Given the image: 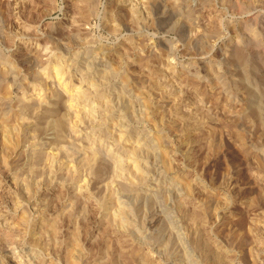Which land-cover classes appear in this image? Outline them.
Wrapping results in <instances>:
<instances>
[{
  "label": "rangeland",
  "instance_id": "374dc122",
  "mask_svg": "<svg viewBox=\"0 0 264 264\" xmlns=\"http://www.w3.org/2000/svg\"><path fill=\"white\" fill-rule=\"evenodd\" d=\"M122 1L123 9L118 10V0H96L94 12L83 20L75 7L77 0H0V68L12 70L0 80V114L18 119L7 135L0 126V264H69V246L78 264H145L146 260L153 264H264V129L252 117L262 94L255 81L243 82L240 66L225 56L238 34L247 48L253 46L249 50L264 49V5L245 6L238 13L234 6L244 3L241 0H181L182 12L184 5L193 2L188 22L175 13L174 0ZM131 9H138L141 16L137 24L127 16ZM247 22L256 33L259 30L258 42L242 31ZM249 42L260 43L259 48ZM86 47L99 50L100 62L107 67L118 68L111 86L117 88L120 77L126 75L132 92H142L148 101L144 111L149 121H139V112L137 120L125 121L149 137L166 138L160 137L167 169L158 154L153 161L158 152L141 163L132 155L130 164L116 157V149L126 146V135L120 142L121 131H117L126 128L124 124L113 125L112 131L107 120L109 126L105 123L93 130L97 120L109 115L97 101L106 87L91 90L95 87L82 80ZM263 49L257 54L264 59ZM74 52L81 56L80 62L73 60ZM254 61H249L250 66ZM58 66L64 71L62 79L55 74ZM102 66L98 70H104ZM260 70L259 78L264 75ZM225 77L228 82L236 80H231L236 87L222 82ZM83 93L86 96L75 99ZM119 101L117 108L126 106ZM91 105L95 113L89 116ZM62 118L64 130L55 126ZM7 140L12 146H7ZM133 164L147 171L144 181L136 179L141 169ZM128 184L140 192L132 194ZM166 184L174 187L169 185L166 191ZM157 185L161 189L153 190ZM130 210L131 216L126 217ZM197 211H202V219L195 218ZM54 220L52 236L45 229ZM124 220L131 222L129 226ZM168 241L170 247L177 246L168 248Z\"/></svg>",
  "mask_w": 264,
  "mask_h": 264
},
{
  "label": "bare ground",
  "instance_id": "6f19581e",
  "mask_svg": "<svg viewBox=\"0 0 264 264\" xmlns=\"http://www.w3.org/2000/svg\"><path fill=\"white\" fill-rule=\"evenodd\" d=\"M149 1V0H148ZM152 1V0H151ZM227 1V0H226ZM234 1V0H233ZM241 1H243L244 3H242V2H235L236 3V5L234 6V10H235V12H241L242 13V11H245L246 9H244V7L245 6H247L246 8H249V7H251V5L252 6H255V4H261V5H264V0H247V1H245V0H241ZM96 2V0H77V5L75 6L77 9H78V13L82 16L81 18L83 19V20H86V18H90V16L89 15H91V13L92 12H94L93 11V9L95 8L94 7V3ZM121 2H123L122 0H118V4H117V2L115 3V4H117V7H115V9H118V10H122L123 8H122V6H121ZM192 2V1H191ZM229 2V1H228ZM129 3V2H128ZM181 0H174V6L173 7H175V9L177 10V11H175V13H178L179 15H181V16H183V19L185 20V21H188V22H190V21H192V15H193V8L194 7H192L191 5L193 4V2H192V4L191 5H189V4H187V5H184V12H182V7H183V5H182V7L180 8V6H181ZM256 5V6H257ZM97 7V6H96ZM133 8H134V6H132ZM232 7V6H231ZM259 7V6H258ZM114 9V10H115ZM244 9V10H243ZM252 9V8H251ZM255 9V8H254ZM132 10V9H131ZM138 10V9H137ZM137 10H132L131 11V13H130V15L129 14H127V16H129L130 17V19H131V21H133L134 20V23H139V20H141V16L139 15V12L137 11ZM195 10V9H194ZM253 10V9H252ZM264 11V10H263ZM123 12V11H122ZM119 13V12H118ZM118 13H117V15H118ZM95 14V13H94ZM114 14V13H113ZM248 14V13H247ZM254 15H255V13H253ZM263 14V13H262ZM115 15V14H114ZM119 16V15H118ZM128 17V18H129ZM257 17V16H256ZM251 18V17H250ZM258 19V18H257ZM261 19V18H260ZM115 20V19H114ZM252 20V19H251ZM255 19H254V17H253V20L252 21H254ZM252 21H250V22H252ZM240 22V21H239ZM241 22H242V20H241ZM249 22V23H250ZM255 22V21H254ZM254 22H253V25H254ZM257 22V21H256ZM187 23V22H186ZM193 23V22H192ZM244 23V22H243ZM213 24H215V23H213ZM247 24H248V22H247ZM242 25V24H241ZM245 24H243V26H244ZM216 26V25H215ZM255 27V26H254ZM253 26H252V28H254ZM257 27V26H256ZM259 27V26H258ZM217 28V27H216ZM251 28V24H250V27H249V24H248V26H246L245 27V29H243V28H241V29H243L242 31L244 32V34H245V32L246 33H248L249 35L248 36H251V38L253 39V40H255L254 42H258V38H260V36H258V31L259 30H256L257 31V33L253 30ZM215 29V28H214ZM255 29V28H254ZM257 29V28H256ZM236 30V29H235ZM212 31V30H211ZM215 31H217V30H215ZM209 32V31H208ZM240 32H241V30H240ZM215 33V32H214ZM214 33H213V35H214ZM239 33V32H238ZM237 33V34H238ZM209 34V33H208ZM218 34H219V31H218ZM73 35V34H72ZM76 35V34H75ZM74 35V36H75ZM210 35V34H209ZM211 35H212V33H211ZM259 35H261V33L259 34ZM19 36V35H18ZM217 36V35H216ZM210 37V36H209ZM208 37V38H209ZM77 38V36H75V39ZM187 38V37H186ZM207 38V37H206ZM251 38H250V41H252L253 42V40H251ZM188 39V38H187ZM186 39V40H187ZM200 39V38H199ZM247 40H248V37L246 38ZM8 40V39H7ZM73 40V39H72ZM76 40H79V38L78 39H76ZM75 40V41H76ZM236 41H234L235 43H231L232 45H231V49L228 51L227 49H229V48H225L226 50H227V52L225 53V56H226V54H228L229 55V57L231 56L234 60H235V62L237 63V65H239L240 66V70H241V72H242V75H243V77L245 78V80L246 81H243V82H245V83H248L249 81H255V83H256V88L258 87V88H260V91H261V97H260V99L261 100H259V102L257 101V107H254V109H253V111H252V117L257 121V123L260 125V127L261 128H263L264 129V75L263 76H260V78L257 76V74H258V70H260V69H263V73H264V59L262 58V56H258V52H262L261 50L263 49V47H261V50H257V51H255L257 48H255V50H249V48L251 49L252 47L250 46L249 48H247V45H246V43L247 42H245V40L242 38V35H237V37H236V39H235ZM26 41V40H25ZM86 41V40H85ZM201 41H203V40H201ZM262 41V40H261ZM8 42V41H7ZM79 42H81V40H79ZM83 42V41H82ZM193 41H189L188 43H189V46L191 45V44H193L192 43ZM229 42H231V40L229 41ZM84 43V42H83ZM82 43V44H83ZM201 43V42H200ZM206 43V42H205ZM204 43V44H205ZM207 43H208V40H207ZM249 43H251V42H249ZM18 44V43H17ZM78 44V43H77ZM76 44V45H77ZM81 44V45H82ZM194 44H196V43H194ZM229 44V43H228ZM252 44V43H251ZM257 46H256V45ZM255 44H252V45H254V46H256V47H258L259 46V44H257V43H255ZM21 45V44H20ZM42 45V44H41ZM57 45V44H56ZM197 45H199V44H197ZM48 46V45H47ZM51 46V45H50ZM55 46V45H54ZM80 46V45H79ZM171 46V45H170ZM173 46V45H172ZM194 46V45H193ZM200 47L201 46H203V45H199ZM205 46V45H204ZM229 46V45H228ZM261 46H262V43H261ZM84 47V46H83ZM88 47V46H87ZM87 47H86V49H87ZM227 47V46H226ZM48 48V47H47ZM174 48V47H173ZM190 48V47H189ZM203 48V47H202ZM201 48V49H202ZM259 48V47H258ZM44 49L45 50H47L46 49V47H44ZM50 49H51V47H50ZM55 49V48H54ZM132 49V48H131ZM171 49V48H170ZM224 49V50H225ZM133 50V49H132ZM223 50V51H224ZM264 50V49H263ZM76 51V50H75ZM102 51V50H101ZM52 52V51H51ZM83 52V51H82ZM105 52V51H104ZM106 53V52H105ZM59 54V53H58ZM83 54H85L82 58H83V61H85V63L82 65V68H80L79 66V68L80 69H82L81 70V74H82V80H84L85 82H87L88 83V85L90 84L92 87H95V88H91V90L92 89H95V90H97V89H99V87H102V86H104V87H106L105 89H106V92H104V94H100V93H98L99 95V97H98V100L97 101H100L99 103H98V105H101V106H104L103 108L105 109L104 111H106V114H108L109 116H107L106 118L105 117H103V119H99V120H97L96 121V123H95V125H94V127L92 126V128H93V130H95L96 128H99V129H101L102 127V125H104L105 123L107 124V120H108V124L110 125V127H111V130L113 131L114 129H112L113 128V125L115 126V124H124L125 126H126V128L123 130H117L116 128H118V127H115V129L117 130V131H121V132H118L119 133V141L122 139V137H124V135H126V143H125V145L126 146H124V145H122V148H120V147H118L116 150H117V152H116V157H118V158H121V162H127V163H131L130 161L132 160H128L129 158H131L132 156H134L133 158H134V161H138V162H140L141 163V161L142 162H144V161H146L148 158H149V156H151L152 157V155H153V153L154 152H158V153H155L154 154V156H153V161H154V158L157 156L156 154H158V156L160 157L161 156V158L160 159H162V161H163V165L165 166V164H164V160L167 158H165V153L163 152L164 150L162 149V144H161V140H160V137H161V139H162V136H154L153 138L152 137H149V135H147L144 131H142V129L141 130H139V129H133V127H131V126H133V125H130V121H132V120H137V115H138V120L140 121H142V119L144 118V119H146L147 120V116H149L147 113H146V111H144V107L145 108H147V106H146V103L148 102H146L144 99H143V97H142V92L140 93V92H138V90H136V86H135V90L137 91H134V92H136V94L134 93V92H132L133 90L131 89V87H129L130 86V83H129V80H128V78L129 77H127L126 75V77L124 76V75H122L121 77H120V85L116 88L115 87V85L113 86H111V81H112V79H113V81H114V77L115 76H117L118 75V68H114L113 66L114 65H109V67H107V65L105 64L104 65V63H102V62H100L101 61V59H100V54H102V53H100V51L98 50H95V49H91V48H88L86 51H85V53H83ZM104 55V54H103ZM263 56H264V54H262ZM102 56V55H101ZM123 56V55H122ZM222 56V55H221ZM225 56H224V58H225ZM35 57V56H34ZM37 57H39V56H37ZM103 57V56H102ZM72 58H73V60L75 61V60H78L79 59V62H80V58H81V56L78 54V52H74V54H73V56H72ZM59 59V58H58ZM62 59V58H61ZM261 59H263V60H261ZM34 60L37 62V64H38V60H37V58H34ZM65 60V59H64ZM102 60H103V58H102ZM143 60V59H142ZM225 60H226V58H225ZM224 60V61H225ZM251 60H255L254 61V63L252 64L251 63V66H250V63H249V61H251ZM59 61V60H58ZM105 61V60H104ZM222 61V60H221ZM223 61V62H224ZM228 61V60H227ZM63 62V61H62ZM107 62V61H106ZM61 63V62H60ZM119 63V62H118ZM211 63H212V61H211ZM220 62H218V64H219ZM227 63V62H226ZM40 64V63H39ZM79 64V63H78ZM82 64V63H81ZM101 64H103V66L102 67H104L105 69L104 70H98V67L99 66H101ZM206 64V63H205ZM232 64V63H231ZM33 65H35V64H33ZM57 65H59V63L57 64ZM62 65V64H61ZM61 65H60V68H61ZM67 65H69V64H67ZM118 65V64H117ZM120 65V64H119ZM207 65H210V64H207ZM40 66V65H39ZM56 66V65H55ZM212 66H213V64H212ZM215 66V65H214ZM227 66V65H226ZM1 67V66H0ZM7 67V66H6ZM47 67V66H46ZM102 67H100V68H102ZM55 68V67H54ZM59 68V66H58V68H55L56 69V71H55V74H56V76H59V75H61V78L60 79H62V77H63V72H62V70ZM210 68H211V66H210ZM10 69H12V68H10ZM103 69V68H102ZM215 69H217V68H215ZM218 69H219V67H218ZM217 69V70H218ZM226 69V68H225ZM8 71H6L5 69H1L0 68V80H2L3 78H6V76H8L10 73H12V70L10 71L9 69H7ZM206 70V69H205ZM214 70V69H213ZM219 70H221L220 72H222V69H219ZM219 70H218V72H219ZM235 70V69H234ZM80 71V70H79ZM189 71V70H188ZM216 71V70H215ZM215 71H214V74H215ZM261 71V70H260ZM191 74H193L191 71H189ZM210 72H212V74H213V71L211 70V71H209V73ZM225 72H226V70H225ZM229 72V71H228ZM217 73V72H216ZM224 73V72H223ZM218 74V73H217ZM217 74H215V75H217ZM220 74V73H219ZM222 74V73H221ZM235 74V73H234ZM211 75V74H210ZM223 75V74H222ZM228 75H230V74H228ZM259 75V74H258ZM38 76V75H37ZM220 76V75H219ZM219 76L217 77V78H219ZM16 77V76H15ZM39 77V76H38ZM79 77H81V76H79ZM156 77V76H155ZM212 77H213V75H212ZM224 77V76H223ZM214 78H216V77H214ZM215 79V80H218V79ZM220 78H222V77H220ZM7 79V78H6ZM155 78H154V75H153V80H154ZM206 79V78H205ZM227 78L225 77V81H223V80H221L222 82H226V83H235V81H233L234 79L232 78L231 80L233 81H229L228 82V80H226ZM229 79V78H228ZM131 80H132V78H131ZM12 81V80H11ZM134 81V80H133ZM155 81V80H154ZM212 81V80H211ZM219 81H220V79H219ZM219 81H217V82H219ZM15 82V81H14ZM216 82V81H215ZM221 82V84H224V83H222ZM4 84V83H3ZM115 84V83H114ZM2 85V84H1ZM215 85H217V87L220 85V83H219V85L216 83ZM225 85H227V84H224L223 86H225ZM250 85V84H249ZM133 86V85H132ZM223 86H220V87H223ZM231 86H235L236 87V84L235 85H233V84H231ZM237 86H238V83H237ZM141 87V86H140ZM230 87V86H229ZM228 87V89H230ZM2 88V87H1ZM234 88V87H233ZM227 89V88H226ZM227 89V90H228ZM232 89V88H231ZM237 89V88H236ZM95 90H94V92H95ZM240 90H241V88H240ZM89 91V90H88ZM99 91V90H98ZM242 91V90H241ZM7 92V91H6ZM225 92H226V90H225ZM93 93V92H92ZM140 93V94H139ZM239 93V92H238ZM85 94H87V93H83V95L82 94H78V95H76L75 96V99H82L83 97H84V95ZM86 96V95H85ZM144 96V95H143ZM228 96H229V94H228ZM245 96V95H244ZM6 97V96H5ZM63 97V96H62ZM94 97H96V96H94ZM145 97V96H144ZM3 98V97H2ZM93 98V97H92ZM146 98V97H145ZM97 99V98H96ZM258 99V98H257ZM87 100V99H86ZM116 100H117V103H119L120 101L119 100H123L124 102H125V105L126 106H121V107H124L122 110H118V108H121L120 106L117 108L116 106H118V105H116L115 106V104H116ZM148 100V99H147ZM63 101V100H62ZM95 101V100H94ZM119 101V102H118ZM58 102V101H57ZM96 102V101H95ZM62 103V102H61ZM91 104V103H90ZM124 104V103H123ZM95 105V104H94ZM92 106V105H91ZM90 106V107H91ZM47 107V106H46ZM136 107L138 108V110H136ZM53 108V107H52ZM93 106L91 107V109L90 110H88V112L89 111H91V113L89 114V116H91V115H93L94 113H95V111H93ZM149 108V107H148ZM147 108V109H148ZM4 109H6V108H4ZM115 109L117 110V112L115 111ZM143 109V110H142ZM147 109H145V110H147ZM251 109V108H250ZM3 110V109H2ZM1 110V111H2ZM55 110H57V108L55 109ZM124 110V111H123ZM96 111H98V110H96ZM124 112L123 114H121V112ZM83 112V111H82ZM86 112V111H85ZM88 112H87V115H88ZM136 112H139V114L137 113V115H136ZM2 113V112H1ZM4 113H6V111L5 112H3V114ZM12 115L14 114L13 112L11 113ZM11 114H10V116H11ZM86 114V113H85ZM46 115V114H45ZM180 115H181V113H180ZM6 115L4 114L3 116H2V114H0V126H2V130H3V132L4 133H6L8 130H9V132L11 131V129H8V128H10L11 126H12V130H13V128H15V126H13L14 125V123L16 122V120H18V119H16V115L15 116H11V117H8V116H6ZM183 116V115H182ZM19 117V116H18ZM61 118V117H60ZM64 118V117H63ZM60 119V121L58 120H56L58 123L57 124H55L54 122V124H55V126H57V125H59V127H60V129L61 130H64V128L66 127V123H64L65 122V119ZM91 118V117H90ZM155 118V117H154ZM95 119V118H94ZM97 119V118H96ZM126 119H130L129 120V122H128V120L127 121H125ZM243 119V118H242ZM47 120V119H46ZM50 120V119H49ZM64 121V122H63ZM125 121V122H124ZM147 121H149V120H147ZM89 122V121H88ZM91 122L93 123V120H91ZM115 122V123H114ZM136 122V121H135ZM138 122V121H137ZM144 122V121H143ZM132 123V122H131ZM139 124H140V122H138ZM195 123V122H194ZM37 124V123H36ZM40 124H42V123H40ZM107 124V125H108ZM126 124H128V125H126ZM134 124V123H133ZM137 124V123H136ZM151 124V123H150ZM25 125V124H24ZM89 125H91V124H89ZM93 125V124H92ZM108 125V126H109ZM117 126V125H116ZM122 126V125H121ZM96 127V128H95ZM54 128H57V127H54ZM8 129V130H7ZM18 129V128H17ZM33 130V129H32ZM57 130V129H56ZM97 130V129H96ZM146 130V129H145ZM16 132V131H15ZM67 132H68V129H67ZM103 132V131H102ZM116 132V131H115ZM62 133V132H61ZM111 133V132H110ZM123 134V136H122V134ZM7 134H9V133H6V135ZM101 134V133H100ZM104 134H106L105 132H104ZM102 135L103 136V138L106 136V135ZM115 134V133H114ZM151 134V133H150ZM6 135H5V138H6ZM93 135H95V134H93ZM115 135H117V134H115ZM154 135H156V134H154ZM158 135V134H157ZM13 136V135H12ZM187 136V135H186ZM185 136V137H186ZM101 137V136H100ZM112 137V136H111ZM115 137V136H114ZM91 138V137H90ZM99 138V137H98ZM165 138V137H164ZM163 138V139H164ZM117 139V136L115 137V140ZM162 139V140H163ZM10 140H11V138H10ZM18 140V139H17ZM61 140V139H60ZM102 140V139H101ZM133 140V144H134V146L132 145V146H127V142H129V141H132ZM165 140H166V138H165ZM108 141V140H107ZM117 141V140H116ZM116 141L114 142L113 141V143H115V145L114 146H117L118 144H116ZM118 141V142H119ZM124 141V142H125ZM9 141L7 140V146H12L11 144H9L8 143ZM11 142V141H10ZM117 142V143H118ZM121 142V141H120ZM163 142V141H162ZM165 142V141H164ZM104 143V142H103ZM112 143V142H111ZM17 144V143H16ZM6 146V147H7ZM9 146V147H10ZM103 146V145H102ZM111 146V145H110ZM109 146V148L112 150L113 149V144H112V146L110 147ZM14 147V146H13ZM91 147H92V145H91ZM108 147V146H107ZM102 148V147H101ZM164 148V147H163ZM9 149V148H8ZM7 149V150H8ZM14 149V148H13ZM12 149V150H13ZM167 150V149H166ZM11 151V150H10ZM106 151H108L107 149H106ZM105 151V152H106ZM110 151V150H109ZM94 152V151H93ZM93 152H91L90 151V153H93ZM99 153H101V152H99ZM107 153V152H106ZM109 153V152H108ZM108 153L106 154V155H108ZM94 154H95V152H94ZM152 154V155H151ZM105 155V154H104ZM129 155H132L131 157H129ZM156 155V156H155ZM93 156V155H92ZM95 156H96V154H95ZM102 156V155H101ZM107 157V156H106ZM129 157V158H128ZM94 158V157H93ZM156 158H158V157H156ZM107 159H109V158H107ZM159 159V161H161ZM95 160H98V159H95ZM105 160V159H104ZM110 160V159H109ZM109 160H107V161H109ZM150 160V159H149ZM156 160V159H155ZM167 160H169V159H167ZM161 161V162H162ZM146 162H148V161H146ZM156 162V161H155ZM166 162V161H165ZM127 163H126V165H127ZM137 163V162H136ZM150 163V162H149ZM154 163V162H153ZM167 163V162H166ZM87 164V163H86ZM121 164V163H120ZM119 164V165H120ZM135 164V163H134ZM134 164L132 165V167H134V168H140V167H135V166H138V165H135L134 166ZM139 164V163H138ZM144 164V163H143ZM146 164V163H145ZM88 165V164H87ZM125 165V166H126ZM150 165V164H149ZM148 165V166H149ZM89 166V165H88ZM92 166V165H91ZM112 166V165H111ZM116 166V164L114 165V167ZM123 166V165H122ZM129 166V165H128ZM131 166V165H130ZM143 165H141V167H142ZM145 166H147V165H145ZM93 167V166H92ZM91 167V168H92ZM121 167V166H120ZM152 167V166H151ZM167 167H168V165H167ZM122 168V167H121ZM129 169H130V167H128ZM134 168H131L132 169V171H133V169ZM146 168H148V167H145V169ZM165 168H166V166H165ZM109 169V168H108ZM141 169V168H140ZM142 169L144 170V167H142ZM142 169H141V172L139 173V172H137V174L139 173V177H137L136 179H139L140 178V180H142V181H144L145 179H146V176H148L147 175V171L146 170H144V171H142ZM149 169H150V167H149ZM148 169V171H149V173H151L150 171L151 170H149ZM167 169V168H166ZM110 170V169H109ZM119 170V169H118ZM121 170V169H120ZM153 170H155V169H153ZM94 171H95V169H94ZM101 171V170H100ZM131 171V170H130ZM134 171H137V170H134ZM92 172V171H91ZM102 172V171H101ZM118 172V171H117ZM165 172V171H164ZM78 173V172H77ZM97 173V172H96ZM125 173V172H124ZM153 173V172H152ZM100 174V173H99ZM102 174V173H101ZM121 174V173H120ZM127 174H129V173H127ZM163 174V173H162ZM132 175H134V174H132ZM103 176V175H102ZM135 176V175H134ZM5 177V176H4ZM68 177H69V175H68ZM149 178H151V177H149ZM154 178V174H153V177L151 178V179H153ZM6 179V178H5ZM102 179V178H101ZM180 179V178H179ZM182 179V178H181ZM76 180V179H75ZM159 180H160V178H159ZM162 180V179H161ZM139 181V180H138ZM150 181V180H149ZM148 181V182H149ZM157 181H158V179H157ZM177 181V180H176ZM67 182V181H66ZM133 182V181H132ZM141 182V181H140ZM159 182V181H158ZM170 182V181H169ZM182 182V181H181ZM1 183H2V181H1ZM1 183H0V185H1ZM171 183H172V180H171ZM177 183H179V182H177ZM176 183V184H177ZM183 183H184V181H183ZM183 183H181L182 185H183ZM134 184V183H133ZM156 184H159V183H156ZM161 184V183H160ZM164 184H165V182H164ZM168 184V183H167ZM166 184V185H167ZM173 184V183H172ZM175 184V183H174ZM124 185V184H123ZM130 184H128L127 185V187H128V190H130L131 192H132V194H133V192L135 193V192H140V190H139V188H136V186H132V184L129 186ZM138 185H139V183H138ZM170 185V184H169ZM169 185H167L166 186V191H167V187L169 186ZM184 185L186 186L187 184H185L184 183ZM183 185V186H184ZM67 186V185H66ZM176 186V185H175ZM122 187V186H121ZM155 187V186H154ZM172 187V185H170V188ZM174 187V186H173ZM172 187V188H173ZM181 187V186H180ZM125 188V187H124ZM156 189H153V190H157V191H159L158 189H161V187L160 188H158V185H157V187H155ZM158 188V189H157ZM163 188V187H162ZM187 188V187H186ZM185 188V189H186ZM165 188H163L162 189V192H163V190H164ZM190 189V188H189ZM188 188L186 189V190H189ZM123 191H124V189H123ZM129 191V192H130ZM146 191V190H145ZM166 191L165 192H163V193H165L166 194ZM170 191V190H169ZM168 191V192H169ZM142 193H143V191H141ZM146 192H148V191H146ZM153 192V191H152ZM161 192V191H160ZM176 192V191H175ZM112 193V192H111ZM110 193V194H111ZM141 193V194H142ZM174 193V192H173ZM185 193V192H184ZM113 194V193H112ZM111 194V195H112ZM130 194V193H129ZM131 194V195H132ZM151 194H154V193H150V195ZM162 194V193H161ZM110 195V196H111ZM130 195V196H131ZM139 193H138V197H139ZM44 196V195H43ZM59 196V195H58ZM81 196V195H80ZM113 196V195H112ZM111 196V197H112ZM135 196H137V193L135 194ZM143 196V195H142ZM141 196V197H142ZM146 196H147V193H146ZM151 196H153V195H151ZM161 196V195H160ZM83 197H84V195H83ZM185 197V196H184ZM15 198V197H14ZM137 198V197H136ZM135 198V199H136ZM145 198V197H144ZM147 198V197H146ZM151 198V197H150ZM86 199V198H85ZM132 199V198H131ZM148 199V198H147ZM84 200V199H83ZM152 200H154V197H153V199ZM75 201V200H74ZM134 201V200H133ZM83 202V201H82ZM108 202V201H107ZM106 203V202H105ZM132 203H137V202H132ZM139 203V202H138ZM141 203V202H140ZM131 204V203H130ZM133 204V205H134ZM133 205H130V206H133ZM143 205V204H142ZM148 205H149V203H148ZM138 206V205H137ZM180 206H181V204H180ZM94 207V206H93ZM104 207V206H103ZM105 207H107V205L105 206ZM38 208H43V207H38ZM97 208V207H96ZM128 207H126L125 208V210H128L127 209ZM130 208V207H129ZM140 208H141V206H140ZM202 208V207H201ZM98 209V208H97ZM109 209V208H108ZM131 209V208H130ZM143 209V208H142ZM141 209V210H142ZM103 210V209H102ZM136 210V209H135ZM196 210V209H195ZM121 211V210H120ZM129 211V210H128ZM143 211V210H142ZM203 211V210H202ZM202 211H201V213H202ZM40 212V211H39ZM73 212V211H72ZM122 212V211H121ZM153 212V211H152ZM197 212H199V211H197ZM204 212V211H203ZM26 213V212H25ZM41 213V212H40ZM39 213V214H40ZM130 213H131V210H130V212H127L126 211V214H125V216L126 217H129V215H130ZM140 213H142V212H140ZM200 213V212H199ZM201 213L200 214H198V213H194L195 214V218H200V219H202L201 218ZM60 214H62V213H60ZM105 214V213H104ZM111 214V213H110ZM136 214V213H135ZM192 214V213H191ZM193 214V215H194ZM204 214V213H203ZM202 214V215H203ZM22 215V214H21ZM63 215V214H62ZM61 215V216H62ZM67 215V214H66ZM134 215V214H133ZM50 216V215H49ZM64 216V215H63ZM71 216V215H70ZM120 216H122V215H120ZM123 216H124V214H123ZM131 216V215H130ZM136 216V215H135ZM67 217V216H66ZM110 217V216H109ZM108 217V218H109ZM112 217V216H111ZM113 217H114V214H113ZM116 217V216H115ZM114 217V218H115ZM118 217V216H117ZM194 217V216H193ZM22 218V217H21ZM24 218V217H23ZM27 218V217H26ZM26 218H25V220H26ZM42 218V217H41ZM55 218H58V217H56L55 216ZM61 218V217H60ZM204 218V217H203ZM20 219V218H19ZM53 219V218H52ZM59 219V218H58ZM56 220V221H59V220ZM66 219V218H65ZM104 219H106V218H104ZM116 219V218H115ZM115 219H114V221H115ZM123 219H125V218H123ZM131 219H133V218H131ZM146 219V218H145ZM164 219V218H163ZM165 219H166V217H165ZM194 219V218H193ZM25 220H22V221H25ZM51 220V219H50ZM55 220L54 221H52V223L51 224H48L49 226L47 227V226H44L46 229H45V231L46 232H51V235H52V233L53 234H56V225L57 224H53L54 222H55ZM118 220H120V219H118ZM16 221V220H15ZM21 221V222H22ZM45 221H47L46 219H45ZM44 221V222H45ZM62 221V220H61ZM60 221V222H61ZM110 221L112 222L113 221V219L111 218L110 219ZM109 221V222H110ZM117 221V220H116ZM125 221V220H124ZM124 221H122V222H124ZM143 221V220H142ZM145 221V220H144ZM147 221V220H146ZM145 221V222H146ZM44 222H42V223H44ZM106 222V221H105ZM110 222V223H111ZM125 222H127V221H125ZM133 222V221H132ZM23 223V222H22ZM24 223H26V222H24ZM41 222H40V224H42ZM56 223V222H55ZM57 223H59V222H57ZM119 223H120V221H119ZM128 223V226H129V223H131V222H127ZM141 223V222H140ZM165 223V222H164ZM20 224V223H19ZM109 224V223H108ZM115 224V223H114ZM124 224V223H123ZM133 224H135V222H133ZM133 224H131V225H133ZM21 225V224H20ZM19 225V226H20ZM31 225H33V224H31ZM44 225V224H43ZM130 225V228H132V230L134 229V226H131ZM25 226V225H24ZM26 226H28V225H26ZM59 226V225H58ZM78 226V225H77ZM110 226V225H109ZM121 226H122V224H121ZM144 226H145V224H144ZM163 226V225H162ZM167 226V225H166ZM6 227V226H5ZM35 227V226H34ZM43 227V226H42ZM3 228V227H2ZM20 228V227H19ZM23 229H25L24 227H22ZM129 228V229H130ZM138 228V227H137ZM21 229V228H20ZM43 229V228H42ZM107 229V228H106ZM122 229V228H121ZM127 229H128V227H127ZM127 229H126V231H127ZM140 229V228H139ZM143 229V228H142ZM9 230V229H8ZM40 230V229H39ZM77 230V229H76ZM108 230V229H107ZM111 230V229H110ZM113 230V229H112ZM123 230H124V228H123ZM135 230H136V228H135ZM167 230V229H166ZM10 231V230H9ZM13 231V230H12ZM11 231V232H12ZM75 231V230H74ZM125 231V230H124ZM138 231V230H137ZM6 232V231H5ZM27 232V231H26ZM40 232V231H39ZM42 232V231H41ZM43 232H44V230H43ZM72 232V231H71ZM129 232V231H128ZM133 232V231H132ZM8 233V232H7ZM73 233V232H72ZM38 234V233H37ZM50 234V233H49ZM76 235H75V238L77 237V232L75 233ZM129 234H131V233H129ZM138 234V233H137ZM6 235V234H5ZM12 235V234H11ZM62 235V234H61ZM73 235H74V233H73ZM166 235V234H165ZM164 235V236H165ZM173 235V234H172ZM13 236V235H12ZM53 236V235H52ZM133 236V235H132ZM160 236V235H159ZM7 237H9V236H7ZM16 237V236H15ZM41 237V236H40ZM157 237V236H156ZM167 237H169V236H167ZM48 238V237H47ZM54 238V237H53ZM70 238V237H69ZM82 238V237H81ZM39 239V238H38ZM78 239V238H77ZM170 239H172V237H170ZM42 240V239H41ZM51 240V239H50ZM54 240H56V239H54ZM53 240V241H54ZM59 240H61V239H59ZM76 240V239H75ZM155 240V239H154ZM164 240V239H163ZM36 241V240H35ZM52 241V240H51ZM58 241V240H57ZM72 241V240H71ZM78 241V240H77ZM77 241H75V242H77ZM161 241V240H160ZM172 241V240H171ZM173 241H174V239H173ZM172 241V242H173ZM33 242V241H32ZM70 242V241H69ZM73 242V241H72ZM71 242V243H72ZM164 242L166 243V241L164 240ZM171 242V243H172ZM49 243H50V241H49ZM59 243V242H58ZM163 243V242H162ZM168 244H165V245H168V248L171 246V243H170V246H169V241L167 242ZM173 243H176L175 241L173 242ZM200 243V242H199ZM198 243V244H199ZM53 244H54V242H53ZM52 244V245H53ZM159 244V243H158ZM37 245V244H36ZM42 245H44V244H42ZM60 245V244H59ZM66 245V244H65ZM71 245V244H70ZM80 245V244H79ZM163 245H164V243H163ZM173 245V244H172ZM179 245V244H178ZM264 245V244H263ZM21 246V245H20ZM33 246H34V244H33ZM55 246H56V243H55ZM54 246V247H55ZM74 246H75V244H74ZM177 245H175L174 247H176ZM31 247V246H30ZM39 247V246H38ZM41 247V246H40ZM70 247V249H67L66 251V253L65 252H63V253H65L66 254V259H67V261L69 262V264H78V262H76L75 260H78V259H76L75 258V260H74V252H73V249H71V246H69ZM163 247V246H162ZM174 247H170V248H174ZM37 248V247H36ZM45 248V247H44ZM75 248H76V246H75ZM164 248H165V246H164ZM167 248V249H168ZM178 248V247H177ZM176 248V249H177ZM204 248V247H203ZM80 249V248H79ZM56 250V249H55ZM59 250V249H58ZM177 250H179V249H177ZM176 250V251H177ZM80 251V250H79ZM163 251V250H162ZM172 251V250H171ZM170 251V252H171ZM33 252H34V250H33ZM53 252H54V250H53ZM76 252V251H75ZM175 252V251H174ZM185 252V251H184ZM184 252H181L182 254L184 253ZM37 253V252H36ZM79 253V252H78ZM172 254H174L173 252H171ZM180 253V252H179ZM43 254V253H42ZM54 254V253H53ZM83 254V253H82ZM165 255H166V253H164ZM181 254V255H182ZM175 255V254H174ZM177 255H178V252H177ZM180 255V256H181ZM40 256H41V254H40ZM75 256H77V254L75 255ZM187 256V255H186ZM189 256V255H188ZM182 257V256H181ZM181 257L179 258V260L181 259ZM45 258V257H44ZM174 258V257H173ZM177 258V257H176ZM175 258V259H176ZM41 260H42V257L40 258ZM65 259V260H66ZM148 259V258H147ZM183 260H184V258H183ZM142 261V260H141ZM145 260H143L141 263H143ZM204 262H206L205 260H203ZM202 261V262H203ZM209 261V260H208ZM29 262V261H28ZM81 262H82V259H81ZM179 262H181V261H179ZM183 262H185V264H186V262H189V261H183ZM36 263V262H35ZM52 263V262H51ZM96 263V262H95ZM97 264V263H96ZM145 264H153L152 263V261H151V263L150 262H147V260H146V262H145ZM187 264H190V263H187ZM192 264V263H191ZM205 264V263H204Z\"/></svg>",
  "mask_w": 264,
  "mask_h": 264
}]
</instances>
